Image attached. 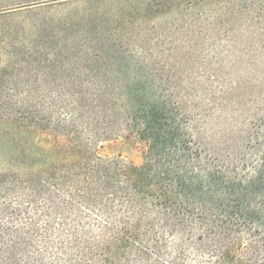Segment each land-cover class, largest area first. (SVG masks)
<instances>
[{
  "label": "trees",
  "instance_id": "16d2710c",
  "mask_svg": "<svg viewBox=\"0 0 264 264\" xmlns=\"http://www.w3.org/2000/svg\"><path fill=\"white\" fill-rule=\"evenodd\" d=\"M208 2L88 9L0 48V88L18 62L31 64V87H50L0 92V135L13 143L0 170V264H264V0H211L228 13L208 38L226 41L228 57L243 38L251 60L226 77L210 66V83L183 75L201 48L190 9ZM183 7L172 28L146 26ZM125 133L142 147L138 167L100 153Z\"/></svg>",
  "mask_w": 264,
  "mask_h": 264
},
{
  "label": "rangeland",
  "instance_id": "374dc122",
  "mask_svg": "<svg viewBox=\"0 0 264 264\" xmlns=\"http://www.w3.org/2000/svg\"><path fill=\"white\" fill-rule=\"evenodd\" d=\"M14 1L19 0H0V6ZM140 1L142 0H62L37 4L28 9H23L17 12L0 13V48L8 45L11 41L16 39L20 40L25 32H30L35 26H49L51 21L56 23L59 22V20L66 18L68 15L85 12V10L88 9L99 7L109 9L112 7L114 8V11H116L127 6L128 3L138 4ZM216 5L217 3L215 4L213 2L211 4L210 0L208 4H202L201 7L198 6L192 10L190 9L189 12L190 17L196 23H192V25L189 26V29H196L199 32V35L197 34L199 38L196 39L195 43L201 48L199 49L200 51L198 55H195V57L191 56L190 60H184V64L196 62V66L193 67V70L185 71L183 75L197 76L198 78L203 79L206 83H210V75L213 74L208 72L210 66L213 68H216L217 66L218 68L219 63H223L224 66L219 69L218 73L219 76L226 77L229 72V68L227 67L229 63L242 65V68H246L251 60L247 56H243L241 53V51H243L241 47L242 41L244 42L243 38H236L238 43L236 42L233 44L235 50L232 57H228V54H225L223 50L219 48L220 46H223L226 41H212L208 38V34H206L207 30L221 29L224 31L218 22L225 19L228 12ZM184 10L185 7L180 10L177 9L171 14L160 17L155 23L152 22L146 26L150 29L155 24V26H153L155 28L168 30L169 28H172L168 22H170L174 16L176 17L178 12L183 14ZM202 47L207 48L205 49L207 51H204ZM1 67H3V65H1ZM8 71H13L14 73L10 84L8 86L3 84L4 86L2 85L0 88V92L3 93V96L14 94L20 95L22 98H27L28 96H31V92L37 94L50 92V87L47 86L35 85L31 87V64L28 65L26 63L18 62L14 65V70L9 69ZM248 72L249 71H242L239 68L235 73L240 76L246 75V77H248L250 76ZM60 90V88L56 89L57 92ZM28 106V104L25 105V107ZM18 139L24 142L23 147L25 152H29L31 149V138L23 137ZM12 145V138H9L4 134L0 135V170L7 168L8 160L13 156ZM37 145L39 148L44 149L47 146V137L44 135L39 136L37 138ZM100 153L105 157L121 158L127 165L133 167H138L142 163L141 145L133 138H126V133L120 135L114 140L103 143L100 148Z\"/></svg>",
  "mask_w": 264,
  "mask_h": 264
}]
</instances>
